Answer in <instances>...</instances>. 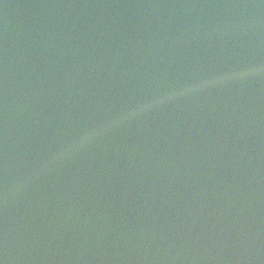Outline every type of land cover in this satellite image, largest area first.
I'll return each instance as SVG.
<instances>
[{
	"label": "water",
	"instance_id": "95a60500",
	"mask_svg": "<svg viewBox=\"0 0 264 264\" xmlns=\"http://www.w3.org/2000/svg\"><path fill=\"white\" fill-rule=\"evenodd\" d=\"M0 264H264V0H0Z\"/></svg>",
	"mask_w": 264,
	"mask_h": 264
}]
</instances>
